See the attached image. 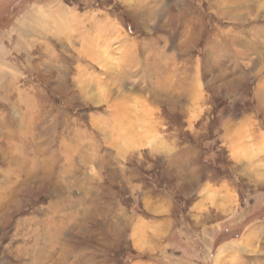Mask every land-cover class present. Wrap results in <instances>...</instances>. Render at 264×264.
Segmentation results:
<instances>
[{
  "label": "rangeland",
  "instance_id": "374dc122",
  "mask_svg": "<svg viewBox=\"0 0 264 264\" xmlns=\"http://www.w3.org/2000/svg\"><path fill=\"white\" fill-rule=\"evenodd\" d=\"M0 264H264V0H0Z\"/></svg>",
  "mask_w": 264,
  "mask_h": 264
}]
</instances>
